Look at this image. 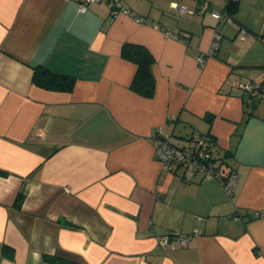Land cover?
Segmentation results:
<instances>
[{
  "label": "crops",
  "instance_id": "obj_1",
  "mask_svg": "<svg viewBox=\"0 0 264 264\" xmlns=\"http://www.w3.org/2000/svg\"><path fill=\"white\" fill-rule=\"evenodd\" d=\"M80 1L0 0V264H264V99L238 86L264 84V0H234L229 23L210 14L227 0H121L144 23ZM125 44L152 54V97L131 89ZM40 65L72 89L34 85ZM156 128L211 134L232 195L164 169ZM168 232L191 237L160 246Z\"/></svg>",
  "mask_w": 264,
  "mask_h": 264
},
{
  "label": "built area",
  "instance_id": "obj_2",
  "mask_svg": "<svg viewBox=\"0 0 264 264\" xmlns=\"http://www.w3.org/2000/svg\"><path fill=\"white\" fill-rule=\"evenodd\" d=\"M227 1L230 2L232 0ZM91 2H104L112 14L122 12L131 16L136 22H145L143 17L136 15L131 9L124 7L121 0H81L80 10L84 12L87 9V5ZM179 8L182 11L186 10L184 5H180ZM210 14L223 22L229 23L233 21L226 8L222 10L212 9ZM155 27H159L166 37L182 40L178 34L159 25ZM240 37H246L243 30H241ZM219 38L220 35L214 33L207 55L213 54L218 48ZM198 61L202 63L203 57L199 56ZM238 86L247 93L249 100L257 101L264 99V84L248 81L239 83ZM43 133L44 130L40 126L35 127L34 134L36 136H43ZM152 138L154 158L162 164L164 169L181 171L185 180H194L195 177H198L201 181L214 180L221 185L225 194L228 196L232 195L237 181V174L233 169L226 170L223 159L215 154V142L211 134L195 132L185 139L184 143L179 145L171 141L170 134L165 133L161 128H156L152 132ZM260 215H264V211L260 212ZM190 237L191 234L168 232L158 236L157 240L160 246L174 247L175 242L184 243Z\"/></svg>",
  "mask_w": 264,
  "mask_h": 264
},
{
  "label": "trees",
  "instance_id": "obj_3",
  "mask_svg": "<svg viewBox=\"0 0 264 264\" xmlns=\"http://www.w3.org/2000/svg\"><path fill=\"white\" fill-rule=\"evenodd\" d=\"M226 9L230 14L234 12V0L228 2ZM121 54L123 57L133 61L137 65V70L131 83V89L144 97H152L155 90V80L152 72L154 58L150 51L146 47L141 45L125 44L122 47ZM74 82L75 78L73 76L53 72L45 66L40 65L33 68L32 83L38 87L49 90L70 91L74 85ZM247 102L248 104L255 103V101L249 100V97L247 98ZM249 114L250 111L246 112L247 116ZM192 134L185 137V139L189 138ZM224 166L226 169L225 164ZM226 170L231 169L228 168ZM21 200L22 194L18 193L16 197L17 206H19ZM2 250L3 252H10V249L7 246H4ZM49 260L57 262L59 264H75V261L63 257H49Z\"/></svg>",
  "mask_w": 264,
  "mask_h": 264
},
{
  "label": "rangeland",
  "instance_id": "obj_4",
  "mask_svg": "<svg viewBox=\"0 0 264 264\" xmlns=\"http://www.w3.org/2000/svg\"><path fill=\"white\" fill-rule=\"evenodd\" d=\"M177 133H181V132H179V131L177 130Z\"/></svg>",
  "mask_w": 264,
  "mask_h": 264
}]
</instances>
